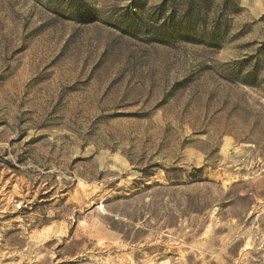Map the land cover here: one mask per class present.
Segmentation results:
<instances>
[{"label": "rangeland", "instance_id": "rangeland-1", "mask_svg": "<svg viewBox=\"0 0 264 264\" xmlns=\"http://www.w3.org/2000/svg\"><path fill=\"white\" fill-rule=\"evenodd\" d=\"M0 264H264V0H0Z\"/></svg>", "mask_w": 264, "mask_h": 264}]
</instances>
